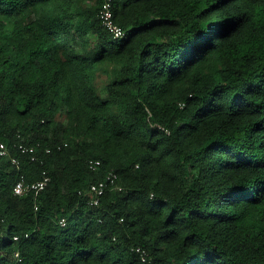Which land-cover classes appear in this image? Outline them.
<instances>
[{"label":"trees","instance_id":"1","mask_svg":"<svg viewBox=\"0 0 264 264\" xmlns=\"http://www.w3.org/2000/svg\"><path fill=\"white\" fill-rule=\"evenodd\" d=\"M105 2L0 0V264H264V0Z\"/></svg>","mask_w":264,"mask_h":264},{"label":"built area","instance_id":"2","mask_svg":"<svg viewBox=\"0 0 264 264\" xmlns=\"http://www.w3.org/2000/svg\"><path fill=\"white\" fill-rule=\"evenodd\" d=\"M112 2L113 0H106L105 4L103 5L101 12H100V19L102 25L114 35L116 39H122L125 36V32L121 30L116 23L114 22V14L112 10ZM19 149L24 154H30L32 161H37V157L35 155L34 148L24 146L23 144L19 145ZM49 153L50 151L47 150ZM0 156L1 157H8V151L5 144H0ZM13 164H18L16 159H12ZM100 165L99 161H92L90 162V168L96 170L97 167ZM117 176L114 174H109V176L98 183H95L90 186L89 191L85 193V196L88 198L90 197V205H99L102 199V196L105 193V190L109 188V185H114L116 182ZM50 182V177L48 176L46 171L42 172L41 179L34 181V182H27L24 175H21L19 181L16 183L14 187V193L17 196H22L29 192H42L44 191ZM60 225L65 227L67 225L66 220H61ZM17 239V238H16ZM140 251V250H138Z\"/></svg>","mask_w":264,"mask_h":264}]
</instances>
